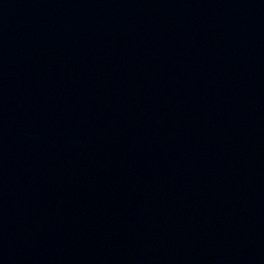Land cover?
<instances>
[{
    "label": "water",
    "instance_id": "95a60500",
    "mask_svg": "<svg viewBox=\"0 0 264 264\" xmlns=\"http://www.w3.org/2000/svg\"><path fill=\"white\" fill-rule=\"evenodd\" d=\"M0 264H264V0H0Z\"/></svg>",
    "mask_w": 264,
    "mask_h": 264
}]
</instances>
